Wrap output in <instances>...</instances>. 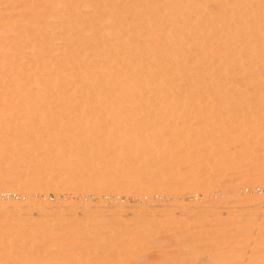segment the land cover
I'll return each instance as SVG.
<instances>
[{"label": "rangeland", "instance_id": "rangeland-1", "mask_svg": "<svg viewBox=\"0 0 264 264\" xmlns=\"http://www.w3.org/2000/svg\"><path fill=\"white\" fill-rule=\"evenodd\" d=\"M154 1L160 0H0L1 264H264V84L248 83L247 73L232 69L226 81L216 74L193 84L184 77L171 78L156 88L141 89L132 101H73L65 97L67 91L65 98L55 101L46 91V99L34 103L22 93L29 76L47 79L51 73L64 80L68 91L82 83L85 71L106 79L109 70L99 72V67L110 64L111 57L128 58L129 63L117 66L120 73H138L132 65L145 54V47L154 50L164 41L160 33L142 35L139 44L144 48L131 44L138 50L126 53V39L136 34L128 23L134 25L139 22L135 19L146 17L145 10L157 8V3L151 7ZM249 1L253 8L254 0ZM213 2H205L201 13L214 9ZM254 8L248 10L246 23L264 17ZM192 13L190 22H184L193 23ZM104 24L122 25L129 35L109 37L103 33ZM207 34L203 33L211 40ZM243 48V56L251 53L247 45ZM92 50H99V55ZM243 56L242 61L247 58ZM254 56L264 60L259 53ZM160 58L151 62L158 59L162 65ZM64 71L72 75L67 80ZM103 85H91L90 90L99 92Z\"/></svg>", "mask_w": 264, "mask_h": 264}, {"label": "bare ground", "instance_id": "bare-ground-1", "mask_svg": "<svg viewBox=\"0 0 264 264\" xmlns=\"http://www.w3.org/2000/svg\"><path fill=\"white\" fill-rule=\"evenodd\" d=\"M158 1V0H157ZM209 2V0H160L158 2H162L161 5L160 3L158 4V2H152L151 7H153L152 5L154 3H157V8L155 6L153 8L147 9L144 11L143 15H145L146 17L141 18V19H135L139 22L135 23L134 25L131 24L132 22L128 23V27L130 26L132 29H134V31L136 32V35H130L128 36V38L126 37L127 34L129 35V30H123L122 29V25H117L116 27L112 26L110 24H107L105 26H103V31L99 28V31H102L103 33L110 35L109 37L113 36V37H123L127 38L126 40V44L127 46H125V50L124 52L126 53H130L131 51H135L136 49L138 50L139 47L143 46V43L139 44V37L140 36H145L147 37L148 35H153V34H157L160 33L163 36V41L164 43L163 46L161 47V45L159 46V48L157 47V49H152V50H147L145 47V54H142L143 56L138 58L139 60L137 64L136 63H132L129 64V66L132 68L135 65L136 66V71L138 70L139 72H135L136 74L131 75L128 72H125L127 74L123 72L120 73V71H117L116 68L117 66H122L123 64L129 63L127 62L126 57L123 58H114L111 57V63L108 64L107 66H103V67H99V72H103L105 70H109V72L107 71V78L106 79H99L97 78V76H95V74L93 72L90 71H85L83 72V74L80 76L82 83H80V85L74 86L73 88H71L69 91L65 90V85L66 83H64L63 79H59L53 76V74L50 75L53 77H50L49 72H48V76L47 79H36L37 77H30L27 73V75L29 77H25V89L24 91H22V93L27 96L31 101H42L43 99L45 100V96L44 94L48 92L52 93L51 95H55L54 97L52 96V98L56 101V100H60V98H65L68 97L69 100H92V99H96V100H100L101 101H132L133 99H135L136 97L139 96L140 90L144 89V88H149L152 89L153 87L156 88L155 86L158 84H162V83H167L171 80V78H177L178 80L181 79L180 77H184L186 79V82L188 83H201V82H205L207 80L210 79V77L213 74L217 75V78L221 81H226L228 80V76L230 73H233L232 69H235V71H237V73L240 74H244L247 73L246 76V80L248 83H261L264 84V60H260L257 61L256 57L254 56V53H259L261 55V57H263L264 59V17L262 18V15L264 16V0H254V9H258L259 11H261L263 14L261 15L262 19H258L257 21L253 22V24L251 22H245L244 18L245 16L249 13L248 10H251L253 8H250L248 6V2L251 3L249 0L248 2L246 0H212L214 1L217 7H214L215 5H212L210 8H217L216 10L214 9H209L206 8L208 10H210V12L207 11V13H201L203 10V5L205 2ZM213 2V3H214ZM146 3V2H145ZM139 4V3H138ZM148 4V3H147ZM160 5V7L158 6ZM207 4H205L206 6ZM132 6V5H131ZM128 7V6H127ZM159 7V8H158ZM209 7V6H207ZM137 8V7H136ZM95 9V8H94ZM135 9V8H134ZM133 9V10H134ZM214 11V12H213ZM126 12V11H125ZM194 13V19H193V23H189V20L191 19V17H188L189 13ZM251 12V11H250ZM253 12V11H252ZM109 13V12H108ZM192 13V14H193ZM258 13V12H257ZM153 15V16H152ZM256 15V14H254ZM190 18V19H189ZM249 18V17H248ZM103 19V18H102ZM189 19V20H187ZM256 19V18H255ZM121 20V19H120ZM188 21V22H184V21ZM93 21V20H92ZM91 22V21H89ZM105 22V21H104ZM107 22V21H106ZM93 23V22H92ZM108 23V22H107ZM187 23V25L185 26V24ZM252 25H251V24ZM82 24V23H81ZM90 24V23H89ZM113 24V23H112ZM117 24V23H116ZM124 24V23H123ZM126 24V22H125ZM133 26H131V25ZM184 24V25H183ZM79 25V24H78ZM162 25L160 28H158L157 26ZM189 25V26H188ZM80 26V25H79ZM83 26V25H81ZM91 28L93 26L90 25ZM96 26V25H95ZM125 28L126 26L123 25ZM165 26V27H164ZM78 27V26H77ZM89 27V26H88ZM129 27V28H130ZM90 28V27H89ZM101 28V27H100ZM162 28V29H161ZM166 31H165V29ZM184 28H187L186 30H184ZM91 30V29H90ZM95 30V28H94ZM87 31V30H86ZM75 32V31H74ZM85 32V31H84ZM95 32V31H94ZM83 33V32H82ZM203 33L206 35L207 33L210 34L212 37L210 38L211 40H207V38L205 37V35H203ZM85 34V33H84ZM98 34V33H97ZM132 34V33H131ZM207 34V37L209 36ZM95 36V34H94ZM93 36V37H94ZM106 36V35H105ZM205 37V40L207 41H212L211 43L209 42V44H207L204 40H201L202 38L200 37ZM89 37V36H88ZM98 37V36H97ZM101 37V36H99ZM108 37V38H109ZM85 38V37H84ZM149 38V37H148ZM200 38V39H199ZM90 39V38H89ZM94 39V38H93ZM99 42H102L104 40H101L100 38ZM142 39V38H141ZM140 39V40H141ZM147 39V38H144ZM91 40V39H90ZM101 40V41H100ZM114 40V39H113ZM112 40V42H113ZM81 41V40H80ZM92 41V40H91ZM90 41V42H91ZM94 41V40H93ZM96 41V39H95ZM98 41V40H97ZM117 40H114V42ZM204 41V42H203ZM82 42V41H81ZM80 42V43H81ZM87 42V41H85ZM99 42H96L98 44H100ZM111 42V43H112ZM96 43H92L96 44ZM116 44L118 42H115ZM97 44V45H98ZM108 44V43H107ZM105 43V45H107ZM133 44H137L138 48H135L137 46H135V49H132V47L130 45ZM77 45V44H76ZM83 45V44H81ZM104 45V43L102 44ZM111 45V44H108ZM114 45V44H113ZM243 45H247V49L249 51H251V53L247 54L246 56L242 54V50ZM95 46V45H94ZM93 46V47H94ZM100 46V45H99ZM112 46V45H111ZM145 46V45H144ZM143 46V48H144ZM149 46V45H148ZM81 47V46H80ZM104 48L106 46H103ZM194 47L195 48V52H188V50H190V48ZM85 48V46H84ZM95 49H98L97 47H94ZM103 48V49H104ZM107 48V47H106ZM105 48V49H106ZM110 48V47H108ZM112 48V47H111ZM32 49V48H31ZM45 49V48H44ZM102 49V50H103ZM104 49L103 53L108 55V52ZM254 49H258L256 50V52L252 53V51H254ZM101 50V51H102ZM136 50V51H137ZM192 50V49H191ZM247 50V51H248ZM94 52H91L92 54H97L99 50L96 51L92 50ZM135 51V52H136ZM144 51V49L142 50ZM80 52V50H79ZM85 52V51H84ZM131 52V53H132ZM141 52V49H140ZM140 52L138 53V55L140 54ZM188 52V55L186 53ZM77 53V52H76ZM83 53V52H82ZM101 53V52H100ZM102 53V54H103ZM190 53V54H189ZM246 53V52H243ZM186 54V55H184ZM99 55V54H97ZM96 55V56H97ZM116 55V54H115ZM141 55V54H140ZM182 55L184 58H182ZM80 56V55H78ZM87 56V55H86ZM105 56V55H104ZM160 56L164 59L162 61V65L161 63L159 64L158 59L160 58ZM247 57L245 58L243 61L241 60V57ZM39 57V56H38ZM77 57V56H76ZM81 57V56H80ZM85 57L82 56V58ZM106 57V56H105ZM75 58V57H74ZM79 58V57H78ZM77 58V60H78ZM136 58V59H137ZM156 63L158 61V64L151 62L153 61V59H156ZM242 58V59H243ZM37 59V58H36ZM35 59V60H36ZM81 59V58H80ZM130 59V58H129ZM161 59V58H160ZM34 60V59H33ZM73 60V59H72ZM76 60V61H77ZM84 60V59H82ZM88 60V58H87ZM259 60V58H258ZM85 61V60H84ZM93 61V60H92ZM135 62V61H134ZM64 64V63H63ZM92 64V63H91ZM121 64V65H120ZM94 65V64H93ZM99 65V64H98ZM234 65L235 68H231V66ZM60 66V65H59ZM62 66V64H61ZM134 66V67H135ZM53 67V66H52ZM63 67V66H62ZM26 68V67H25ZM83 68H87V66L84 64ZM120 68V67H119ZM97 69V68H96ZM135 69V68H133ZM61 72L63 71L62 68L60 69ZM87 70V69H85ZM24 71V70H23ZM27 71V70H26ZM134 71V70H133ZM132 72V71H131ZM10 73V72H9ZM63 76L66 78L69 75H71V73H65V71L63 72ZM106 73V72H105ZM23 74V73H22ZM21 74V75H22ZM46 74V73H45ZM57 74V73H56ZM97 74H101V73H97ZM123 74V75H122ZM125 74V75H124ZM133 74V73H132ZM138 74V75H137ZM25 75V74H24ZM122 75V76H121ZM18 76V75H17ZM57 76V75H56ZM58 76H60V74H58ZM62 76V75H61ZM62 76V78H63ZM13 77V75H12ZM49 77V79H48ZM21 78V77H20ZM45 78V77H44ZM64 78V79H65ZM183 78V79H184ZM18 79V78H17ZM68 78H66L67 80ZM184 79V80H185ZM213 79V78H212ZM14 80V79H13ZM63 80V81H62ZM80 80V78H79ZM23 81V80H22ZM21 81V82H22ZM80 82V81H79ZM179 82V81H178ZM97 83H101L104 84L103 85V89L100 90L99 92L94 93L92 90H90L91 85L97 84ZM180 83H182L180 81ZM237 83V82H236ZM19 84V83H17ZM21 84V83H20ZM170 84V83H169ZM186 84V83H185ZM234 84V83H233ZM239 84V83H238ZM70 85V84H69ZM171 85V84H170ZM252 85V84H251ZM257 85V84H256ZM101 86V85H100ZM221 86V85H220ZM223 86V85H222ZM225 86V85H224ZM223 86V87H224ZM261 86V85H260ZM243 87V86H242ZM245 87V86H244ZM258 87V86H257ZM13 88V87H12ZM24 88V87H23ZM102 88V86H101ZM100 88V89H101ZM181 88V87H179ZM221 88V87H220ZM227 88V86H226ZM11 89V88H10ZM20 89V87H19ZM68 89V88H67ZM92 89V87H91ZM18 90V89H17ZM23 90V89H21ZM51 90V91H48ZM155 90V89H154ZM227 90V89H226ZM225 90V91H226ZM239 90V89H238ZM256 90V89H255ZM14 91V90H13ZM47 91V92H46ZM66 91L68 92V95L64 97V93H66ZM161 91V90H160ZM189 91V90H188ZM151 92V91H150ZM159 92V91H158ZM213 92V91H212ZM230 92V91H229ZM253 92V91H252ZM259 92V91H258ZM264 92V91H263ZM145 93V92H144ZM152 93V92H151ZM217 93V92H216ZM239 93V91H238ZM161 94V93H160ZM199 94V93H198ZM235 94V93H234ZM259 94V93H258ZM17 95V94H16ZM23 95V96H24ZM50 95V94H49ZM159 95V94H158ZM157 95V97H158ZM248 95V94H247ZM252 95V94H251ZM22 96V95H21ZM150 96V94H149ZM48 97V96H47ZM50 97V96H49ZM199 97V96H198ZM209 98V97H208ZM206 98V100L208 99ZM211 98V97H210ZM219 98V97H218ZM250 98V97H249ZM262 98V97H260ZM1 99V98H0ZM6 99V98H5ZM26 99V98H25ZM148 99V98H147ZM160 99V98H159ZM240 99V98H239ZM15 100V99H12ZM47 100H49L47 98ZM51 100V97H50ZM68 100V101H69ZM164 100V99H162ZM199 100V99H198ZM211 100V99H210ZM214 101V99H212ZM211 100V101H212ZM10 101V100H9ZM52 101V100H51ZM66 101V100H64ZM67 101V103H68ZM138 101V100H137ZM149 101V100H147ZM183 101V100H182ZM217 101V100H216ZM242 101V99H241ZM255 101V100H254ZM253 101V102H254ZM44 102V101H43ZM48 102V101H47ZM54 102V101H53ZM60 101H58L59 103ZM61 102H63L61 100ZM105 102V103H106ZM136 102V101H135ZM150 102V101H149ZM194 102V101H193ZM203 102V101H202ZM210 102V101H209ZM224 102V101H223ZM237 102V101H236ZM243 102V101H242ZM6 103V102H5ZM25 103V102H24ZM57 103V102H56ZM70 103V102H69ZM72 103V102H71ZM99 103V102H98ZM97 103V104H98ZM103 103V102H102ZM133 103V102H132ZM144 103V102H143ZM207 103V101H206ZM206 103L204 104L205 106ZM27 104V103H26ZM40 104V102L38 103ZM96 104V102H95ZM107 104V103H106ZM137 104V102H136ZM195 104V102H194ZM237 104V103H236ZM247 104V103H246ZM29 105V104H28ZM33 104H31L32 106ZM53 105V104H52ZM58 105V104H57ZM66 105V104H65ZM125 105V104H124ZM158 105V104H157ZM188 105V104H187ZM219 105V104H218ZM40 105H38L39 107ZM104 106V104L102 105ZM111 106V104H110ZM113 106V105H112ZM127 106V105H126ZM125 106V107H126ZM156 106V105H155ZM217 106V105H216ZM225 106V105H223ZM25 107V105H24ZM37 107V108H38ZM94 107V106H93ZM100 107V106H99ZM118 107V106H117ZM173 107V106H172ZM190 107V106H189ZM211 107V105H210ZM222 107V106H221ZM251 107V106H250ZM55 108V107H54ZM57 108V107H56ZM108 108L107 105L105 106V109ZM111 107L108 108V110ZM115 108V107H114ZM149 108V107H148ZM181 108V107H180ZM188 108V107H187ZM220 108V107H219ZM227 108V106H226ZM254 108V107H253ZM23 109V108H21ZM102 109V107H101ZM112 109V108H111ZM110 109V110H111ZM125 109V108H124ZM228 109V108H227ZM3 110V109H2ZM6 110V109H5ZM36 110V107H35ZM56 110V109H55ZM107 110V111H108ZM109 110V111H110ZM117 110V109H116ZM115 110V111H116ZM127 110V109H126ZM162 110V109H161ZM197 110H199L197 108ZM211 110V109H210ZM260 110V109H259ZM15 111V110H14ZM28 111V110H27ZM38 111V109L36 110ZM95 111V110H94ZM120 111V110H119ZM141 111V110H140ZM152 111V110H151ZM178 111V110H177ZM205 111V110H204ZM231 111V110H230ZM256 111V110H255ZM16 112V111H15ZM29 112V111H28ZM42 112V111H41ZM46 112V110H45ZM48 112V111H47ZM81 112V111H80ZM79 112V113H80ZM86 112V111H85ZM117 112V111H116ZM154 112V111H152ZM211 112V111H210ZM19 113V112H18ZM83 113V112H82ZM91 113V112H90ZM110 113V112H109ZM135 113V112H134ZM141 113V112H140ZM139 113V114H140ZM144 113V112H143ZM39 114L41 115V113L39 112ZM126 114V113H125ZM124 114V115H125ZM128 114V113H127ZM148 114V113H147ZM146 114V115H147ZM202 114V113H201ZM214 114V113H213ZM240 114V112H239ZM262 114V113H261ZM11 115V114H10ZM49 115V114H48ZM62 115V114H61ZM110 115V114H108ZM107 115V116H108ZM115 115V114H113ZM244 115V114H243ZM5 116V115H3ZM18 116V115H17ZM27 116V115H26ZM37 116V115H35ZM96 116V115H95ZM111 116V115H110ZM121 116V115H120ZM212 116V115H211ZM25 117V116H23ZM42 117H44L42 115ZM113 117V116H112ZM210 117V116H209ZM31 118V117H30ZM33 118V117H32ZM51 118V117H50ZM115 118V117H114ZM252 118V117H250ZM90 119V118H89ZM112 119V118H111ZM228 119V118H227ZM43 120V119H42ZM56 120V119H54ZM120 120V119H119ZM144 120V119H143ZM39 121V120H38ZM57 121V120H56ZM60 121V120H59ZM126 121V120H125ZM45 122V121H44ZM74 122V121H73ZM73 122H70L71 124H74ZM77 122V120H76ZM75 122V123H76ZM130 122V121H129ZM238 122V121H237ZM244 122V121H243ZM19 123V122H18ZM22 123V122H21ZM25 123V122H24ZM38 123V122H36ZM78 123V122H77ZM132 123V122H131ZM4 124V122H3ZM40 124V123H39ZM60 124V123H59ZM68 124V126H71ZM86 124V123H85ZM110 124V123H109ZM197 124V123H196ZM242 124V123H241ZM9 125V124H8ZM7 125V126H8ZM25 125V124H24ZM35 125V124H34ZM129 125V124H128ZM131 125V124H130ZM215 125V124H214ZM252 125V124H251ZM17 126V125H16ZM23 126V125H22ZM74 127L76 125H73ZM87 126V124H86ZM91 126H94L91 125ZM110 126V125H109ZM157 126V125H156ZM247 126V125H246ZM39 127V126H38ZM45 127V126H44ZM58 127V126H57ZM56 127V128H57ZM78 127V126H77ZM105 127V126H104ZM126 127V126H125ZM134 127V126H133ZM218 127V126H217ZM8 128V127H7ZM27 128V127H26ZM61 128V127H60ZM64 128V127H63ZM98 128V127H97ZM121 128V127H120ZM137 128V127H135ZM139 128V127H138ZM151 128V127H150ZM13 129V128H12ZM24 129V128H23ZM35 129V128H34ZM114 129V128H113ZM126 129V128H125ZM209 129V128H208ZM250 129V128H249ZM25 130V129H24ZM41 130V129H40ZM43 130V129H42ZM41 130V131H42ZM64 130V129H63ZM109 130V128H108ZM120 130V129H119ZM160 130V129H159ZM50 131V130H49ZM77 131V130H75ZM132 131V130H131ZM170 131V130H169ZM168 131V132H169ZM177 131V130H176ZM221 131V130H220ZM23 132V131H22ZM27 132V131H26ZM24 132V133H26ZM39 132V131H38ZM43 132V131H42ZM57 132V131H56ZM90 132V131H89ZM130 132V131H129ZM133 132V131H132ZM140 132V131H139ZM164 132V131H163ZM201 132V131H200ZM229 132V131H228ZM247 132V131H246ZM12 133V132H11ZM45 133V132H44ZM47 133V132H46ZM50 133V132H49ZM64 133V132H63ZM67 133V132H66ZM71 133V132H70ZM74 133V132H72ZM105 133L107 134V132L105 131ZM114 133H116L114 131ZM112 133V134H114ZM128 133V132H127ZM178 133V132H177ZM218 133V132H217ZM238 133V131H237ZM51 134V133H50ZM56 134V133H55ZM85 134V132H84ZM185 134V133H184ZM195 134V133H194ZM240 134V133H239ZM243 134V133H242ZM248 134V133H247ZM40 135V134H39ZM54 135V134H53ZM88 135V134H87ZM110 135V134H109ZM108 135V136H109ZM116 135V134H115ZM187 135V134H186ZM228 135V134H227ZM26 136V135H25ZM58 136V135H57ZM70 136V135H69ZM84 136V135H83ZM98 136V135H97ZM195 136V135H194ZM198 136V135H197ZM2 137V136H1ZM14 137V136H13ZM19 137V136H18ZM41 137V136H40ZM47 137V136H46ZM50 137V136H48ZM104 137V136H103ZM111 137V136H110ZM193 137V136H192ZM35 138V137H34ZM54 138V137H53ZM58 138V137H57ZM72 138V137H71ZM83 138V137H82ZM86 138V137H85ZM127 137H125L126 139ZM230 138V137H229ZM247 138V137H246ZM11 139V138H10ZM16 139V138H15ZM43 139V138H42ZM49 139V138H47ZM67 139V138H66ZM70 139V138H69ZM81 139V138H80ZM119 139V138H118ZM130 139V138H128ZM159 139V138H158ZM192 139V138H191ZM208 139V138H207ZM30 140V139H29ZM51 140H55V139H51ZM68 140V139H67ZM88 140V139H87ZM117 140V139H116ZM139 140V139H138ZM147 140V139H146ZM145 140V141H146ZM27 141V140H26ZM35 141V139H34ZM74 141H76L74 139ZM97 141V140H96ZM174 141V140H173ZM37 142V141H36ZM44 142V141H43ZM72 142V141H71ZM119 142V141H118ZM131 142V139H130ZM135 142V141H134ZM138 142V141H137ZM154 142V140H153ZM186 142V141H185ZM1 143V142H0ZM41 143V141H40ZM57 143V142H56ZM55 143V144H56ZM66 143V142H65ZM79 143V141H78ZM81 143V142H80ZM79 143V144H80ZM132 143V142H131ZM151 143V141H150ZM192 143V142H191ZM77 143H75L76 145ZM87 144V143H86ZM115 144V142H114ZM140 144V143H139ZM19 145V144H18ZM31 145V144H30ZM47 145V144H46ZM84 145V144H83ZM122 145V144H121ZM147 145V144H146ZM159 145V144H158ZM161 145V143H160ZM159 145V146H160ZM190 145V144H189ZM20 146V145H19ZM18 146V147H19ZM38 146V145H37ZM67 146V145H66ZM65 146V147H66ZM111 146V145H110ZM148 146V145H147ZM152 146V145H151ZM154 146V145H153ZM163 146V145H162ZM168 146V145H167ZM203 146V145H202ZM210 146V145H209ZM223 146V145H221ZM17 147V148H18ZM42 147V144L41 146ZM74 147V146H73ZM208 147V146H207ZM16 148V146H15ZM54 148V147H53ZM167 148V147H166ZM165 148V149H166ZM212 148V147H211ZM214 148V147H213ZM6 149V148H5ZM57 149V148H56ZM87 149V148H86ZM90 149V148H89ZM151 149V148H150ZM164 149V148H163ZM31 150V149H30ZM38 150V148H37ZM55 150V149H54ZM65 150V149H64ZM93 150V149H92ZM103 150V149H102ZM118 150V149H117ZM173 150V149H172ZM198 150V149H197ZM88 151V150H87ZM94 151V150H93ZM101 151V150H100ZM133 151V150H132ZM137 151V150H136ZM14 152V151H13ZM34 152V151H33ZM52 152V151H51ZM55 152V151H54ZM76 152V151H75ZM74 152V153H75ZM79 152V151H78ZM82 152V151H81ZM108 152V149H107ZM119 152V151H118ZM142 152V151H141ZM12 153V152H11ZM46 153V152H44ZM91 153V152H90ZM113 153V152H112ZM121 153V152H120ZM137 153V152H136ZM10 154V153H9ZM57 154V153H56ZM60 154V153H59ZM70 154V153H69ZM78 154V153H77ZM118 154V153H117ZM155 154V152H154ZM166 154V153H165ZM26 155V154H25ZM63 155V154H62ZM73 155V153H72ZM87 155V154H86ZM96 155V154H95ZM116 155V154H115ZM133 155V154H132ZM162 155V154H161ZM46 156V155H45ZM68 156V155H67ZM101 156V155H100ZM109 156V155H108ZM129 156V155H128ZM181 156V155H180ZM57 157V156H56ZM72 157V156H71ZM90 157V154H89ZM115 157V156H114ZM131 157V156H129ZM128 157V158H129ZM174 157V156H173ZM13 158V157H11ZM24 158V157H23ZM35 158V157H34ZM53 158V157H52ZM100 158V157H98ZM118 158V157H117ZM147 158V157H146ZM232 158V157H231ZM8 159V158H7ZM22 159V158H21ZM79 159V158H78ZM144 159V158H143ZM151 159V158H150ZM155 159V158H154ZM10 160V159H9ZM15 160V159H14ZM52 160V159H51ZM58 159H56L57 161ZM65 160V159H64ZM75 160V159H74ZM103 160V159H102ZM101 160V161H102ZM109 160H111L109 158ZM141 160V159H140ZM172 160V159H171ZM8 161V160H7ZM23 161V159H22ZM21 161V162H22ZM28 161V160H26ZM63 161V160H62ZM72 161V160H71ZM113 161V160H112ZM163 161V160H162ZM161 161V162H162ZM4 162V161H3ZM35 162V161H34ZM98 162V161H97ZM96 162V163H97ZM107 162V161H106ZM145 162V161H144ZM148 162V161H147ZM67 163V161H66ZM90 163V162H89ZM95 163V162H94ZM92 163V164H94ZM206 163V162H205ZM17 164V163H16ZM50 164V163H49ZM60 164V163H58ZM79 164V163H78ZM106 164V163H105ZM119 164V162H118ZM132 164V163H131ZM139 164V163H138ZM145 164V163H144ZM158 164V163H157ZM33 165V164H32ZM41 165V164H40ZM47 165V164H46ZM45 165V166H46ZM63 165V164H62ZM61 165V166H62ZM70 165V164H69ZM135 165V164H134ZM170 165V164H168ZM34 166V165H33ZM58 166V165H57ZM65 166V163H64ZM71 166V165H70ZM68 166V167H70ZM91 166V165H90ZM99 166V164L97 165ZM96 166V167H97ZM113 166V165H112ZM155 166V165H153ZM17 167V166H16ZM41 167V166H40ZM39 167V168H40ZM74 167V165H73ZM170 167V166H169ZM45 168V167H44ZM65 168V167H64ZM67 168V167H66ZM112 168V167H110ZM26 169V168H25ZM28 169V168H27ZM50 169V168H49ZM63 169V168H62ZM80 169V168H79ZM87 169V168H86ZM106 169V168H105ZM42 170V169H41ZM85 170V169H84ZM96 170V169H95ZM142 170V169H139ZM158 170V169H157ZM163 170V169H162ZM6 171V170H5ZM24 171V170H23ZM49 172V170H48ZM55 172V171H54ZM80 172V171H79ZM92 172V171H91ZM94 172V170H93ZM123 172V171H122ZM121 172V173H122ZM161 172V171H160ZM38 173V172H37ZM70 173V171H69ZM105 173V172H103ZM132 173V171H131ZM137 173V172H135ZM44 174V173H43ZM66 174V173H65ZM80 174V173H79ZM97 174V173H96ZM120 174V173H119ZM178 174V173H177ZM182 174V173H181ZM189 174V173H188ZM9 175V174H8ZM28 175V174H27ZM33 175V174H32ZM47 175V174H46ZM49 175V174H48ZM139 175V174H138ZM156 175V174H155ZM171 175V174H170ZM31 176V175H30ZM29 176V177H30ZM79 176V175H78ZM104 176V174H103ZM116 176V175H115ZM151 176V175H150ZM1 177V176H0ZM40 177V176H39ZM59 177V176H58ZM91 177V176H90ZM93 177V176H92ZM117 177V176H116ZM120 177V176H119ZM124 177V176H123ZM136 177V176H135ZM175 177V176H174ZM180 177V176H179ZM33 178V177H32ZM50 178V177H49ZM71 178V177H70ZM108 178V177H107ZM138 178V177H137ZM168 178V177H167ZM183 178V177H182ZM6 179V178H4ZM27 179V178H26ZM57 179V178H56ZM60 179V178H59ZM97 179V178H96ZM23 180V179H22ZM30 180V179H29ZM43 180V179H42ZM92 180V179H91ZM100 180V179H99ZM114 180H116L114 178ZM123 180V178L121 179ZM125 180V179H124ZM17 181V180H16ZM25 181V180H24ZM120 181V180H119ZM170 181V180H169ZM49 182V181H48ZM52 182V181H51ZM55 182V181H54ZM99 182V181H98ZM168 182V181H167ZM194 181H192L193 183ZM19 183V182H18ZM29 183V182H28ZM188 183V180H187ZM1 184V183H0ZM6 184V183H5ZM21 184V183H20ZM50 184V183H49ZM55 184V183H54ZM53 184V185H54ZM60 183H58L59 185ZM124 184V183H123ZM194 184V183H193ZM9 185V184H7ZM62 185V184H61ZM98 185V184H97ZM112 185V183H111ZM115 185V184H114ZM117 185V184H116ZM132 185V184H130ZM143 185V184H142ZM195 185V184H194ZM43 186V185H42ZM50 186V185H49ZM109 186V184H108ZM121 186V185H120ZM123 186V185H122ZM129 186V185H128ZM134 186V185H133ZM137 186V185H136ZM144 186V185H143ZM17 187V186H16ZM90 187V186H89ZM132 187V186H131ZM145 187V186H144ZM143 187V188H144ZM179 187V186H178ZM12 188V187H11ZM15 188V187H14ZM61 188V187H60ZM69 188V187H68ZM99 188V187H98ZM103 188V187H102ZM112 188V187H111ZM110 188V189H111ZM118 188V187H117ZM127 189H131L130 186L129 188L126 187ZM133 188V187H132ZM139 188V187H138ZM146 188V187H145ZM165 188V187H163ZM168 188V187H167ZM189 188V187H188ZM192 188V187H191ZM51 189V188H50ZM77 189V188H76ZM86 189V188H85ZM121 189V188H120ZM126 189V191H127ZM134 190L136 189L135 187L133 188ZM150 189V188H149ZM170 189V188H169ZM173 189V188H172ZM10 190V189H9ZM20 190V189H19ZM31 190V189H30ZM75 190V189H74ZM90 190V189H88ZM116 190V189H115ZM123 190V189H122ZM132 190V189H131ZM174 190V189H173ZM21 191V190H20ZM39 191V190H37ZM49 191V190H48ZM77 191V190H76ZM82 191V190H81ZM121 191V190H119ZM151 191V190H150ZM180 191V190H179ZM29 192V191H28ZM61 192V191H60ZM80 192V191H79ZM84 192V191H82ZM93 192V191H92ZM96 192V191H95ZM172 192V191H171ZM24 193V192H23ZM30 193V192H29ZM35 193V191H34ZM64 193V192H61ZM66 193V191H65ZM76 193V192H75ZM89 193V192H88ZM91 193V192H90ZM117 193V191H116ZM123 193V192H122ZM128 193V191H127ZM183 193V192H182ZM43 194V193H42ZM41 194V195H42ZM81 194V193H79ZM103 194V193H102ZM155 194V193H154ZM161 194V193H160ZM176 194V192H175ZM66 195V194H65ZM73 195V194H72ZM78 195V194H76ZM75 195V196H76ZM95 195V194H94ZM119 195V194H118ZM126 195V194H125ZM29 196V195H28ZM26 196V197H28ZM111 196V193H110ZM136 196V195H135ZM177 196V195H176ZM33 197V196H32ZM40 197V196H39ZM73 197V196H72ZM80 197V196H79ZM94 197V196H93ZM24 198V196H23ZM30 198V197H29ZM105 198V197H104ZM115 198V197H114ZM118 198V197H117ZM19 199V198H18ZM33 199V198H32ZM80 199V198H79ZM86 199V198H85ZM17 200V199H16ZM21 200V199H20ZM36 200V199H35ZM55 200V199H54ZM57 200V199H56ZM109 200V199H108ZM115 200V199H114ZM33 201V200H32ZM58 201V200H57ZM81 202V201H80ZM87 202V200L85 201ZM57 203V202H56ZM84 203V201H83ZM86 204V203H84ZM27 221V220H26ZM53 222V221H52ZM16 223V222H15ZM20 226V225H19ZM69 226V225H68ZM147 227V226H146ZM75 228V227H74ZM85 228V227H84ZM87 228V227H86ZM15 229V228H14ZM18 229V228H17ZM23 229V228H21ZM86 230V229H85ZM71 231V230H70ZM77 231V230H76ZM1 232V231H0ZM35 232V231H34ZM97 232V231H96ZM2 234V233H1ZM17 234V233H16ZM123 234V233H122ZM15 235V234H14ZM73 235V234H72ZM9 237V236H8ZM35 237V236H34ZM14 238V237H13ZM16 238V237H15ZM29 239H31L30 237H28ZM7 239V238H6ZM22 239V238H21ZM27 239V238H26ZM34 239V238H33ZM128 239V238H127ZM10 240V239H9ZM41 240V239H40ZM91 240V239H90ZM20 241V240H19ZM18 241V242H19ZM35 241V240H34ZM46 241V240H45ZM64 241V240H63ZM32 242V241H31ZM30 242V243H31ZM59 242V241H58ZM97 242V241H96ZM46 245V243H45ZM6 246V245H5ZM68 247V246H67ZM8 248V246H7ZM26 248V247H25ZM30 248V247H29ZM32 248V247H31ZM42 249V248H41ZM3 250V249H2ZM36 250V249H35ZM22 251V250H21ZM117 251V250H116ZM43 252V251H42ZM6 253V252H5ZM20 253V252H19ZM25 253V252H24ZM57 253V252H56ZM2 254V253H1ZM66 254V253H65ZM43 255V254H42ZM62 255V254H61ZM33 256V255H31ZM194 256V255H193ZM44 258V257H43ZM118 259V257H117ZM115 259V260H117ZM82 260V258H81ZM3 263V262H2ZM46 263V262H45ZM189 263H191L189 261ZM1 264V263H0ZM118 264V263H117Z\"/></svg>", "mask_w": 264, "mask_h": 264}, {"label": "built area", "instance_id": "built-area-1", "mask_svg": "<svg viewBox=\"0 0 264 264\" xmlns=\"http://www.w3.org/2000/svg\"><path fill=\"white\" fill-rule=\"evenodd\" d=\"M261 190V189H260ZM264 191V190H263Z\"/></svg>", "mask_w": 264, "mask_h": 264}]
</instances>
